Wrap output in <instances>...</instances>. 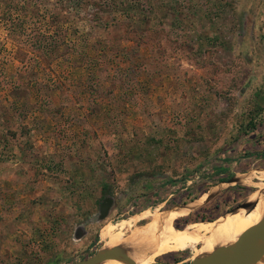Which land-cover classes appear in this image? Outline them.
Masks as SVG:
<instances>
[{
	"label": "rangeland",
	"instance_id": "rangeland-1",
	"mask_svg": "<svg viewBox=\"0 0 264 264\" xmlns=\"http://www.w3.org/2000/svg\"><path fill=\"white\" fill-rule=\"evenodd\" d=\"M76 1L0 0V264H73L143 210L214 222L264 184V0ZM171 250L153 264L191 259Z\"/></svg>",
	"mask_w": 264,
	"mask_h": 264
},
{
	"label": "bare ground",
	"instance_id": "bare-ground-1",
	"mask_svg": "<svg viewBox=\"0 0 264 264\" xmlns=\"http://www.w3.org/2000/svg\"><path fill=\"white\" fill-rule=\"evenodd\" d=\"M239 182L254 187L253 191L245 199L247 203L253 204V208L250 210L241 208L232 213L226 212L223 217L214 222H193L185 226L181 231L169 229L164 227V225H169V221L180 214L192 212L196 202L185 206H174L162 214L157 223L153 214L143 210L116 222L108 223L105 227L106 232H104L101 240L103 244L98 251L105 252L108 249L124 251L133 259L135 264H153L156 258L164 253L166 254L171 249L176 251L191 250V258L220 251L230 245V243H233L254 221L264 216V184L252 182L250 179L243 181L241 177ZM223 184L226 183H218L211 187L208 192H215ZM143 221H149V223L137 227ZM125 236L128 237L124 238ZM156 236L164 237L145 241ZM171 238L179 241V244L176 245L174 241L170 240ZM120 239L122 240L118 245ZM191 242L200 243V245L196 246ZM96 264L126 263L120 258H114ZM255 264H264V255L257 258Z\"/></svg>",
	"mask_w": 264,
	"mask_h": 264
},
{
	"label": "water",
	"instance_id": "water-1",
	"mask_svg": "<svg viewBox=\"0 0 264 264\" xmlns=\"http://www.w3.org/2000/svg\"><path fill=\"white\" fill-rule=\"evenodd\" d=\"M231 181L232 179H228L221 182L230 183ZM241 208L250 210L253 208V204L244 201L226 212L232 213ZM263 255L264 216L254 221L248 229L243 231L237 239L233 243H230L227 247H224L215 253L198 255L191 258L185 264H255L256 259ZM114 258H120L126 264H135L133 259L128 254L118 249H110L105 252L97 251L82 260L74 262L73 264H96L101 261Z\"/></svg>",
	"mask_w": 264,
	"mask_h": 264
},
{
	"label": "trees",
	"instance_id": "trees-1",
	"mask_svg": "<svg viewBox=\"0 0 264 264\" xmlns=\"http://www.w3.org/2000/svg\"><path fill=\"white\" fill-rule=\"evenodd\" d=\"M110 1V4L115 8V10H118L120 12H123L125 11V9H132L131 8V4L129 3H126V1H120V0H109ZM140 1L141 0H133L134 4L137 2V7L135 8V15H137L140 20H144L145 19V15H140V13H138L137 9H138V3L140 4ZM76 3L78 4H81V1L79 2V0L76 1ZM126 4L127 6L123 5V4ZM122 4V5H121ZM121 6V7H119ZM98 7H101L100 5ZM106 8V7H104ZM182 181L185 180V179H181ZM221 181H225V179H220ZM106 188V185H103L102 187V190H105Z\"/></svg>",
	"mask_w": 264,
	"mask_h": 264
},
{
	"label": "flooded vegetation",
	"instance_id": "flooded-vegetation-1",
	"mask_svg": "<svg viewBox=\"0 0 264 264\" xmlns=\"http://www.w3.org/2000/svg\"><path fill=\"white\" fill-rule=\"evenodd\" d=\"M200 245V243L199 244H196V246H199Z\"/></svg>",
	"mask_w": 264,
	"mask_h": 264
}]
</instances>
